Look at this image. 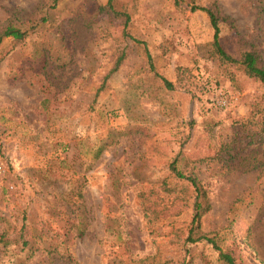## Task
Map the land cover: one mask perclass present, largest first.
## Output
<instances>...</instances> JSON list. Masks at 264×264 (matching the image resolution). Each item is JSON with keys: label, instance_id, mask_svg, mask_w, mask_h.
Segmentation results:
<instances>
[{"label": "rangeland", "instance_id": "1", "mask_svg": "<svg viewBox=\"0 0 264 264\" xmlns=\"http://www.w3.org/2000/svg\"><path fill=\"white\" fill-rule=\"evenodd\" d=\"M106 2L0 0V27L30 29L2 44L0 264H226L186 240L195 192L173 161L207 190L200 232L264 264V85L191 10L215 3L222 47L264 60L262 0H113L126 33Z\"/></svg>", "mask_w": 264, "mask_h": 264}, {"label": "trees", "instance_id": "2", "mask_svg": "<svg viewBox=\"0 0 264 264\" xmlns=\"http://www.w3.org/2000/svg\"><path fill=\"white\" fill-rule=\"evenodd\" d=\"M59 0H54V6L56 2ZM183 0H173V2L176 5H180V3ZM262 9H264V1L262 0ZM113 0H107L106 4L100 6V9L103 11H108L111 13H114L118 15L122 19V25H123V31L126 33V29L128 27V24L130 22V16L127 12L116 10L114 6ZM192 11H204L210 20L211 27L213 28V38L210 42V45L213 47V50L215 54L223 60L225 63H229L232 65H238L240 66L246 75L249 77H252L254 79H257L259 82H261L264 85V60L262 59L259 52L253 48L244 50L241 52V54L238 57H234L233 55L229 54L221 45L220 43V28H219V17L217 16L216 11V4L214 3L213 6H203L198 4H193L191 6ZM42 20H46V18H41ZM30 33V29L28 28H21L18 26H15L13 23L8 22L6 25H3L0 27V62L2 59L8 54L9 50L5 49V47L2 45L5 40H10L12 43L21 42L24 40ZM134 41L139 42L143 45L145 54L148 58L149 65L153 69V64L151 62V55L146 47L145 42L140 40ZM125 57V54L122 52L116 59L113 67L108 73V76L119 68L120 64L122 63L123 59ZM157 76H159L157 74ZM163 82L165 83L166 87L168 89L172 88V84L166 80L165 78H162ZM101 148H98L95 156L98 157L101 153ZM175 162H172V167L174 169L175 175L179 179L186 180L192 187L195 192V200H194V212L192 214L191 220H190V226L187 230V237L186 240L189 242H196L200 240H206L208 243L212 244L213 248L216 249L219 252V257L226 263V264H237L233 257L228 253L222 250L220 245L218 244V241L216 240L215 236H211L210 233H203L200 232L199 229V222L203 214H205L210 209V203L207 196V190L206 188L201 184V182L196 178V176L191 174H183L179 170H176L174 167ZM255 164H251L248 166L249 169H251ZM1 241H3V237L0 238ZM180 264H187V263H180Z\"/></svg>", "mask_w": 264, "mask_h": 264}, {"label": "built area", "instance_id": "3", "mask_svg": "<svg viewBox=\"0 0 264 264\" xmlns=\"http://www.w3.org/2000/svg\"><path fill=\"white\" fill-rule=\"evenodd\" d=\"M216 104L219 106H226L228 104L227 97H219L216 99ZM7 173L6 161L0 156V179H2ZM12 188V186H10Z\"/></svg>", "mask_w": 264, "mask_h": 264}]
</instances>
